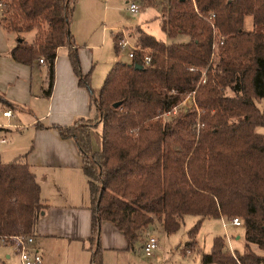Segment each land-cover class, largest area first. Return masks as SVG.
I'll return each mask as SVG.
<instances>
[{
    "label": "trees",
    "instance_id": "obj_1",
    "mask_svg": "<svg viewBox=\"0 0 264 264\" xmlns=\"http://www.w3.org/2000/svg\"><path fill=\"white\" fill-rule=\"evenodd\" d=\"M75 1L0 0V24L20 39L8 51L11 59L29 66L44 62L46 96L56 50L65 46L94 108L96 118L85 127L77 125L88 119L56 127L74 142L88 181L89 264H100L101 221L113 223L132 248L153 222L170 234L184 215L197 217L187 230V250L204 218L241 220L242 252H229L216 236L200 253L201 264L264 262L256 253L264 248V109L258 106L264 102V0H144L159 10L167 38L185 39L164 43L137 28L130 61L114 62L97 89L90 86V70L81 71L69 31ZM245 16L251 18L248 31L242 29ZM119 38L112 36L115 52ZM188 93L198 111L164 118ZM0 103L12 107L1 95ZM97 124L98 149L92 151ZM42 207L27 164L0 161V238L32 235Z\"/></svg>",
    "mask_w": 264,
    "mask_h": 264
},
{
    "label": "crops",
    "instance_id": "obj_2",
    "mask_svg": "<svg viewBox=\"0 0 264 264\" xmlns=\"http://www.w3.org/2000/svg\"><path fill=\"white\" fill-rule=\"evenodd\" d=\"M78 1L76 0L75 4ZM143 2L144 0H140L139 4L143 5ZM72 21L73 17L69 31L75 43ZM137 28L139 27L111 33L112 48V36L116 33H119L120 38L126 37L129 43L134 46L135 33L133 34L131 31L135 32ZM0 31L7 30L0 24ZM12 33L14 35L12 44L0 46V65L6 70L3 78H0V95L12 105L10 108L2 104L10 111L12 110L14 117L17 115V111L21 112L19 115L22 116L25 113L28 114L27 121L22 125L28 130V141L22 149L23 153L12 159L20 158L27 164L39 187V200L43 207L37 216L32 232L33 244L41 254V264H89L88 238L90 237L91 213L88 181L81 170V159L74 142L70 138H62L56 127L70 125L78 119H89L94 108L89 102L86 89L77 83L65 46L56 50L53 61L52 87L49 95L46 96L43 93L46 86L44 62L39 63L37 60L29 66L11 59L8 51L20 40L14 32ZM75 45L81 71L87 73L91 69L89 66L92 63V56L89 51L79 49L76 43ZM113 52L117 55L119 49L116 47V52L114 49ZM116 61L121 60L114 59L111 65ZM129 61L128 58L121 62ZM0 127L5 129L0 131V137L4 139V142L6 136L16 133L20 128L8 120ZM8 150L12 155L13 152H16L17 147H9ZM0 161L8 162L4 161L1 155ZM153 223L162 232H159V235H172V233H164L158 222ZM147 230L146 235L153 233L152 230ZM99 245L100 264H157L156 261L163 262L164 259L158 246L149 256L142 254L141 242L128 248L122 233L113 223L106 220L99 224ZM193 249L199 250L196 242L190 250L186 248L181 250L180 257L184 261L183 264H195L190 262V254ZM8 256L5 254V257Z\"/></svg>",
    "mask_w": 264,
    "mask_h": 264
},
{
    "label": "rangeland",
    "instance_id": "obj_3",
    "mask_svg": "<svg viewBox=\"0 0 264 264\" xmlns=\"http://www.w3.org/2000/svg\"><path fill=\"white\" fill-rule=\"evenodd\" d=\"M153 1V3H155L158 0ZM130 2H133L137 5L138 10L136 13H130L126 10V7ZM139 3L140 0H79L78 3L75 4L72 15V29L75 32L73 33V36L75 43L79 46V49L89 51L92 56V63L89 66V68L91 67L89 81L91 88L97 89L100 87L105 73L114 59H120L121 61L128 60L126 57V48L119 50L117 55L114 54L110 36L111 33L117 32L118 30H127L139 27L143 32L164 43H170L172 41L180 42L185 39V37L181 35H178L173 39L167 38L165 33H163L160 29L161 17L159 10L155 6H143ZM250 24V16H245L242 29L245 31L250 30ZM0 32V46L4 44L10 46L14 41L13 33L10 31ZM131 32L133 34L135 33L133 30ZM32 34V32L28 33L26 35V40L30 41ZM5 73V68L0 65L1 79ZM226 93L230 94L228 90ZM258 106L261 109H264V102L259 101ZM4 109L8 108L0 104V125L8 120L11 123L17 124V126H20L18 131L14 133L16 135L11 134L10 136H6L5 142L0 144V153L2 152L0 154L1 158L4 161H10L13 157L23 153L24 150L22 149H24V146L28 141V130L25 127H22V125H24L28 119V114L25 113V115L22 116L19 115L21 112L17 111V115L15 117L13 115L12 118H4L1 115V110ZM189 109L198 111L193 101V93L185 94L179 105L176 106L171 112L163 115V117L169 118L171 115L175 114L173 112H177L179 110L185 111ZM94 118L96 117L95 111L93 110L91 118L86 121H81L78 123L77 127H85L86 123H92ZM256 131L261 132L262 129L257 128ZM94 132L95 133L91 134L90 136V147L92 151H96L98 149V134L100 132V124L96 125ZM9 147H17L16 152L12 151L13 153L11 155V151H7ZM196 219V216L184 215L179 228L170 236L159 235V232H162L158 229L157 225L154 223L149 225V231H153V233L149 235H153L156 238L159 252L164 256L163 262L158 260L156 261L157 264L184 263L180 257V252L185 248L184 244L188 240L187 230L193 226ZM216 236L223 239L225 247L229 250L238 253L242 252L244 245L242 224L238 227H234L231 226L229 221L226 219L207 218L200 222L194 236V241L196 242L199 250H192V253L190 254V262L201 264L200 253H207L209 251L212 240ZM256 253L264 257V248H257ZM5 254L9 256L5 257ZM0 264H20L18 256L14 253L13 247L3 243L1 240ZM260 264H264V262Z\"/></svg>",
    "mask_w": 264,
    "mask_h": 264
},
{
    "label": "built area",
    "instance_id": "obj_4",
    "mask_svg": "<svg viewBox=\"0 0 264 264\" xmlns=\"http://www.w3.org/2000/svg\"><path fill=\"white\" fill-rule=\"evenodd\" d=\"M192 1V0H191ZM1 8V6H0ZM126 10L130 13H136L138 10V7L135 3L130 2L128 3ZM212 15L209 16V18ZM221 38L217 37V39L214 41L212 47L214 48L216 44L220 43ZM117 49L121 50L126 48V54L129 59L132 57V51L135 49V47L129 43L126 37L122 36L118 39L116 43ZM149 56L144 55L142 57V61L144 64H148L149 62ZM39 63H42V59H38ZM1 115L6 118H10L13 116L12 112L9 109L1 110ZM4 142V139L0 137V143ZM229 223L234 226H240L241 220L237 216H233L228 219ZM0 240L13 247L14 253L18 256L20 264H41L42 258L41 254L38 251V249L33 244V236L30 235H24V234H14L9 236L1 237ZM157 242L156 238L153 235H146L144 241L140 245L141 252L144 256H149L152 254V252L156 249Z\"/></svg>",
    "mask_w": 264,
    "mask_h": 264
},
{
    "label": "water",
    "instance_id": "obj_5",
    "mask_svg": "<svg viewBox=\"0 0 264 264\" xmlns=\"http://www.w3.org/2000/svg\"><path fill=\"white\" fill-rule=\"evenodd\" d=\"M133 67L135 69H140L141 68V65L140 64H137V63H134L133 64ZM117 105H118V102H115V103L112 104V107H116Z\"/></svg>",
    "mask_w": 264,
    "mask_h": 264
}]
</instances>
